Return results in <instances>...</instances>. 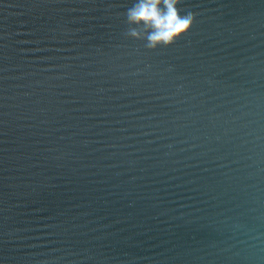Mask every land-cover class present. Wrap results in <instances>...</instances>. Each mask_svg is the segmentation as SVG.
<instances>
[{
	"label": "water",
	"instance_id": "1",
	"mask_svg": "<svg viewBox=\"0 0 264 264\" xmlns=\"http://www.w3.org/2000/svg\"><path fill=\"white\" fill-rule=\"evenodd\" d=\"M138 2L0 0V264H264V0Z\"/></svg>",
	"mask_w": 264,
	"mask_h": 264
},
{
	"label": "clouds",
	"instance_id": "2",
	"mask_svg": "<svg viewBox=\"0 0 264 264\" xmlns=\"http://www.w3.org/2000/svg\"><path fill=\"white\" fill-rule=\"evenodd\" d=\"M180 0H140L128 11L131 23L143 24L151 29L147 35L148 46L155 48L160 44L170 45L174 40L186 33L192 26L191 14L181 16L176 5ZM164 5L161 8V5ZM130 34L139 38L135 29Z\"/></svg>",
	"mask_w": 264,
	"mask_h": 264
}]
</instances>
